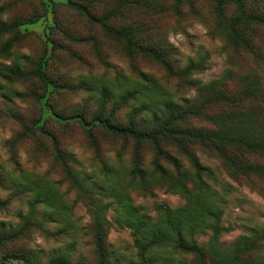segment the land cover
<instances>
[{
    "label": "rangeland",
    "instance_id": "1",
    "mask_svg": "<svg viewBox=\"0 0 264 264\" xmlns=\"http://www.w3.org/2000/svg\"><path fill=\"white\" fill-rule=\"evenodd\" d=\"M96 1L103 9L113 3ZM140 1L145 6L117 10L115 18L138 33L128 54L124 42L70 11L67 0H0V22L25 23L19 38L12 31L0 35V46L10 45L0 53V67L19 63L31 71L40 60L64 84L39 100L33 77L0 78V264H47L58 256L70 264H99L100 258L103 264H178L191 260L176 248L178 221L198 218L194 240L206 243L216 232L227 254L240 248L239 236L264 230V157L246 165L258 167L255 174L242 175L208 146L180 139L182 149L163 138L166 157L159 164L168 172L160 178L152 143L140 146L138 173L132 140L51 114L49 108L89 121L112 112L126 124L138 108L135 121L150 130L171 103L180 107L174 112L201 108L198 119L178 129L235 130L254 120V130L264 132V28L234 33L235 7L215 0ZM258 4L264 0L251 3ZM139 47L163 53L173 73ZM101 87L114 96L103 108ZM130 91L131 99L112 110ZM38 120L44 134L31 127ZM183 150L209 170L200 182ZM169 158L180 164L181 176ZM204 204L216 217L200 215ZM157 227L166 239L150 236Z\"/></svg>",
    "mask_w": 264,
    "mask_h": 264
},
{
    "label": "trees",
    "instance_id": "2",
    "mask_svg": "<svg viewBox=\"0 0 264 264\" xmlns=\"http://www.w3.org/2000/svg\"><path fill=\"white\" fill-rule=\"evenodd\" d=\"M113 3L110 7L102 8V3L99 4L96 0H67L66 7L70 11L75 12L78 16L86 19L91 24L97 25L104 34L114 40H119V42H124V50L126 53H130V48L132 47L131 40L134 37H137L138 33L133 29L132 26L122 25L117 23L115 18L117 10L121 11L126 7H138L145 6L140 0H112ZM218 5H233L237 12V19L235 20L236 26L234 28V33L241 30H247L251 28H264V4H258L252 6L253 0H215ZM121 15V14H120ZM119 15V16H120ZM25 24L24 22H15V23H4L0 22V35L12 31L14 33L13 38H19L20 31L18 26ZM59 26V25H58ZM63 30V29H62ZM236 31V32H235ZM236 39L239 37L234 36ZM10 45L6 41L2 46H0V53L7 54L9 51ZM138 50L141 53H146L149 57H152L162 68L172 74L173 68L171 63L165 59L163 53L156 50V48H146L139 47ZM16 64H11L8 68L0 67V78L4 80H11L15 78H24L26 76L33 77L40 89L41 94L39 100L42 98H49L52 93L63 87V82L58 79L50 78L47 75V70H45V64L40 60L34 63V68L31 71H25L22 66ZM24 72V75H22ZM82 86L89 88L90 84L82 81ZM72 86H68L69 89ZM67 88V87H66ZM126 94L118 98L116 107H113L112 110L119 109V106L127 103L131 99V91L125 92ZM114 97L108 92L105 87L100 88V107L103 108L107 101H112ZM166 115L162 116L160 121L159 118L154 122L153 128L150 130L140 127V124L135 121V116L133 114H138L140 111L135 109L132 113V116L129 117L126 124H121L115 120L114 114L110 116L103 117L101 113L96 116H93L89 121L85 120L83 115H76L72 117L63 118L62 115L54 112L51 108V114L60 120L74 119L75 122L82 124V126L91 127H100L107 133L114 136H121L123 138H128L133 141L134 146V168L135 171L139 173L140 165V146L143 142L148 141L152 143L155 153L157 155L155 161L156 172L159 174L160 178L162 176L166 177L167 170L159 164V159L165 158L163 152L161 153L160 141L163 138H168L173 141H177L179 144L182 139L184 142H191L200 144L203 146L210 147L217 156L225 162L227 167L231 171H236L242 175L255 174L258 167L251 169L252 166H257V159L264 157V132L260 129H255V122L246 121L243 122V125H240L242 128L231 130L224 126H219L217 129L210 128H190L185 127L178 129L177 125L181 123H186L187 120L194 118L198 119L201 115V108L198 110H193V106L187 105L182 107L183 110L180 112H174L178 108L174 104H166ZM181 108V109H182ZM200 110V111H199ZM205 115V113L203 112ZM40 120L32 123L33 128L41 134H44L43 124H39ZM239 125V123L235 124ZM88 129V130H89ZM47 135V134H46ZM178 137V138H176ZM182 149L183 144H182ZM236 150H239L240 153L236 154ZM187 155H189L190 166L194 172L195 178L198 182L201 181L203 175L209 174V170L203 167L198 160L189 154L186 150H183ZM264 159V158H263ZM171 161L170 164L173 167V170L177 176H181V166L172 158H169ZM251 163V168H246V165ZM252 170V171H251ZM215 195V192H213ZM203 213L207 214L210 217H216V215L211 211V204H204L200 209V215ZM198 218L190 219L186 222L178 221L175 230V244L176 248L179 249L183 257L189 256L190 261L182 260L178 264H264V261H260V255L263 254L264 249V230L253 229L249 234L239 236V240L235 243L236 246L240 247L233 251L231 254L224 253L219 248L218 235L216 232L206 243H198L193 238V232L195 231V226L198 223ZM203 224L201 218L199 224ZM162 234V239L165 238V234L162 232L161 227L153 228L150 236H159ZM100 252V251H99ZM21 259V258H19ZM25 260V258L21 259ZM263 260V258H261ZM28 264H32L28 260H25ZM47 264H70L65 256H58L51 259ZM99 264H103V261L100 258Z\"/></svg>",
    "mask_w": 264,
    "mask_h": 264
}]
</instances>
